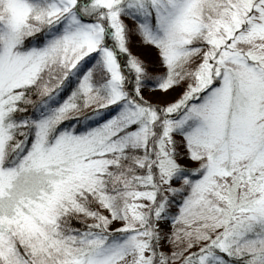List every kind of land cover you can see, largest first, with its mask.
I'll return each instance as SVG.
<instances>
[{"label": "snow or ice", "instance_id": "6c2138e0", "mask_svg": "<svg viewBox=\"0 0 264 264\" xmlns=\"http://www.w3.org/2000/svg\"><path fill=\"white\" fill-rule=\"evenodd\" d=\"M0 264H264V0H0Z\"/></svg>", "mask_w": 264, "mask_h": 264}, {"label": "rangeland", "instance_id": "374dc122", "mask_svg": "<svg viewBox=\"0 0 264 264\" xmlns=\"http://www.w3.org/2000/svg\"><path fill=\"white\" fill-rule=\"evenodd\" d=\"M132 51H133L134 53H136V52H138V49L135 48V47H133V48H132Z\"/></svg>", "mask_w": 264, "mask_h": 264}]
</instances>
